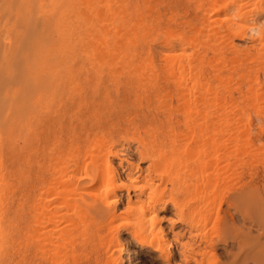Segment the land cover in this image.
<instances>
[{
  "label": "rangeland",
  "instance_id": "1",
  "mask_svg": "<svg viewBox=\"0 0 264 264\" xmlns=\"http://www.w3.org/2000/svg\"><path fill=\"white\" fill-rule=\"evenodd\" d=\"M126 1L129 2V0H126ZM126 1L124 3H126ZM160 1L162 3H160ZM240 1L241 0H233V1L230 0V3H228V5L227 4L223 5L224 2L220 1V0H218V1L217 0H153V1L152 0H134V2H136L140 5V6L137 5L140 8V10L137 14H136V12L134 13V15L129 14L130 16H133L135 18L134 22L130 21V19H129L130 17L127 16L128 12L130 10H128V12H126V14L124 12L120 15V17L121 16L124 17V21L121 22V20H120V23L118 22L120 17H117V19H116V16L113 18V16L111 17L108 15L110 17V19L112 18V20H110V19H108L109 17L107 18V15L105 16V13L102 12L101 8L98 11L99 16L101 17V15H102V19L103 18L104 19L107 18V19L106 20L101 19L102 21H100V23L103 22L105 24H103V23L99 24V21L97 20V18L90 17V16H94L92 14H90L88 16V19L91 22H92V20H95L93 22H96V24L98 25V26L96 25V27H94V28L99 27L98 29H95V30H98V32L96 31L97 33L94 35V38H95L94 43L96 45H98V43L100 42L99 37H100L101 30L104 28V30H103L104 36L109 35V36H112L113 39L116 38L115 44H114V51L115 52H113V54H112V52H110L113 57H111V56L109 57L108 55H110V53L109 54L108 53L106 54V52L104 53V51H106V48L104 46H100V47H102L101 49H98L100 47H98L97 49L94 47H91V48L88 47V49L89 50L91 49V51H89L87 48L86 49L80 48L81 50H79L78 52L75 53L76 54L75 55L76 57H74L75 63H78V67H76L77 71H75L76 68L72 67V69L70 71L71 73L69 74L70 76L65 75L63 78V80H65L64 81V85H65L64 93H68L67 95H65V102L66 103L64 104V110L62 109L63 113H61L63 116H61V119H59V120H57L55 116H53L52 118H48L49 119V122L47 125L48 134H47V137H46L44 142L41 143L40 139L32 141L30 147H28L27 144H23L25 142H20V141L24 140L23 138H24L25 133L26 134H27V132L29 133L28 137H30V135H32V134L29 132L30 130H29V127L27 126L26 123H22L23 125L18 124L17 132L15 134L16 140H14V142L16 143L15 149L17 151L14 152L15 157L13 155V156H11L12 158H10V157L7 158V162L8 161L9 162L8 163L6 162V167H9V168H6V167L4 168L6 171L8 170L7 172L5 170H3V168H1L2 166H1V157H0V168H1V170H0V175H1L0 176V179H1L0 180L1 181L0 182L1 183L0 184V193H1V195L4 194V196H5L4 197V196L0 195L2 197V199L0 200V207H2V208H0V210H1L0 211V225H2V229L5 230V233L2 234L0 241H4V243H2V245L4 247L8 248V250H9V251H7L8 253H6L7 255H5L4 250L3 251L0 250V254L4 252L3 253L4 255L3 254L0 255L1 257H4V256H6V258L11 257L9 259L10 260L9 262L10 263L12 262L11 264H15L16 262H17L16 264H23V263L24 264H35V262L41 263V259L40 260L38 259L39 261L34 260L33 253H31V251H30V250H32V252L36 251V254L40 255V252H41L40 250H42L41 246H42V242H43L40 240L39 241H33L34 239H32V241L30 240L32 238V234H31L32 229L31 228H33V225H34V224L32 225L33 222L31 221V219L35 216L34 214H32L33 213L32 212V208H33L32 206H34V204L37 202L39 203V201L41 202L40 199H42V198H43V202H45V200L48 199L52 203L59 202V203L63 204L64 201L66 200V198H67L66 202L72 201V199L76 200L78 202H82L83 200H89V199L92 200V198H97L98 196H100L102 194L104 195L102 188H104L106 186V184H104L105 183L104 181H106L105 178L108 175V173L106 172V171H109L108 167L106 165L104 167V164L101 167L100 166L98 167L97 165L95 167V164L93 165L91 163V161L94 162L97 160L98 165H99V164L103 163L101 160L102 157L105 158L107 156L108 160L111 163L112 169L114 171L118 172V174L120 173V176L122 179L121 184H124V188L120 189L121 190L120 191L121 197L117 203L118 204V212H117L118 217L116 218L117 220L114 221L113 222L114 224H112L110 226L106 225V224H108L107 220H105L101 226L100 225L97 226L98 229L96 228L95 232L93 233V236H94L93 241H92L93 247H90V248H93L92 251L94 250L95 252L94 251L91 252V249L88 248L87 254L84 255V256H87V257H85L86 259L89 258V259H87L88 261L82 257V255L86 252L81 251V250H83L82 246L84 245V243L86 241L83 240V238L81 239V237L79 238L76 235H74L75 237H77L76 241H75V243H76L75 245L76 246L78 245V246L76 247L77 250L74 252L75 254L73 253L74 254L73 255L71 253L72 254L71 256H75V257H71V256H69V254L66 256V258H67L66 261L68 262V264H74V263H70V262L72 260L75 261V258L78 259L77 262L75 261L77 264H95L96 262L93 260H96L98 257L100 258V263H98V264H105L106 263L105 259L109 253L116 255L115 249H116V247H118L117 246L118 243H120L122 245V249H123V251L121 252L122 255L120 254L122 264H165L162 254L155 249L156 246H158L163 251L164 250L165 251H172L178 255V253L181 252V250H182L181 247H183L182 243H184V242L189 244V245L184 244V245H187V247L188 246L190 247L191 244H193V243L195 244V245H193L194 246L193 247L194 253H192L193 254L192 256H195L197 264H264V117H263L264 116V102H263L264 91H262V90H264V81H263L264 80V63H263L264 62V58H263L264 55L262 54V53H264V46L260 47V45H264V29L262 28L264 26V1H262V3H261L262 5L259 2L258 3L260 5L255 4L253 1H256V0H252V1L251 0H242L243 3ZM214 2H216L217 4ZM147 6H149V7H147ZM223 6H224V8H223ZM258 6H260V8H258ZM142 7H145V8H143L144 10L142 9ZM236 7H238V9ZM248 7H249V9H248ZM261 7L263 10H261ZM146 8L148 9V12H147ZM250 9H251V11H250ZM223 10H224V12H223ZM234 11H236V12L234 13ZM101 12H102V14H100ZM103 13H104L105 17L103 16ZM144 13L147 14L146 17H145ZM135 14L137 16L139 15V17L140 16H142V17H140V18L135 17L136 16ZM240 15L246 16V19L243 20V18ZM239 17H241V18L239 19ZM247 17H249V18H247ZM143 18H145V19H143ZM206 18H207V20H206ZM114 19L116 20V22L114 21ZM141 19L146 20L144 22L148 23V24H146V27H145L146 30H148L147 31L148 34L146 32H144L142 34L140 33V36L142 38H143V36L145 37L148 35L147 38L145 37V39L143 38V40H142L144 42L143 50L145 52L141 51L142 49H140V48H142V47H140L139 50H137L138 53L141 51V53H139L140 58L137 59L136 62L132 63L129 61V57H128V46H129L128 44H129V38H130L129 37L130 34L128 35V33H130V32L132 33L131 29L134 28L136 22H138V24L141 23L142 22ZM151 19L153 21H151ZM229 19H230V21H228ZM234 19H235V21H237L236 24H235ZM247 19H248V21H247L248 24L247 23L243 24ZM241 20H243V21H241ZM105 21H107V22H110V21L113 22L114 21V22L113 23L111 22L112 23V26H111V23L109 25V23H106ZM162 21H164V22H162ZM205 22H207V23H205ZM252 22H254V23H252ZM116 23H119L120 25L119 24L116 25ZM129 23H131V24H129ZM203 23H205V24H203ZM209 24H211V25H209ZM102 25L108 26L107 30H106L107 32L105 31V29H106L105 26L102 27V29H101ZM153 25L155 27V30L153 28ZM159 25H160V28H159ZM250 25L251 26L257 25L256 26V29H257L256 34L250 33L251 34L250 35L248 33L249 32L248 30L251 27ZM109 26H111V28L114 27V28H112V30L115 29V32L110 31L111 29L110 30L108 29ZM118 26H121V27L123 26L122 28L120 27V29L122 31L119 30ZM213 26H214V28H213ZM116 27H118V28H116ZM225 27H228V28H225ZM206 28L209 29V31L212 30L211 32H213V30H214V32L209 33ZM262 29H263V32H262ZM82 30L84 31L85 29L82 28ZM118 30H119V32H118ZM156 30H157V32H156ZM215 30H218L217 32L221 33V36L223 37V39H222V37L218 38V40H216L217 39L216 37H215L216 39H214ZM109 31L111 34L109 33ZM153 31H155V32H153ZM198 31H200V32H198ZM223 31H224V33H223ZM126 32H127V34H126ZM238 33H241L244 37H242V35H240ZM143 34H146V35H143ZM206 34H207V36H206ZM224 34H226V35H224ZM126 36L128 38H126ZM210 36H212V37L210 38ZM238 36L240 37V39H238L239 38ZM257 36L260 38L262 36V38H261L262 40L260 38H258ZM101 37H102V35H101ZM96 39H99V40L96 41ZM208 39H210V40H208ZM211 39L215 40V42H213V40H211ZM258 40H260V41H258ZM259 42H260V44H259ZM148 43H150V44H148ZM206 43H208V44H206ZM221 43H223V44H221ZM253 43H254V45H253ZM231 44L233 47L231 46ZM100 45H101V43H100ZM119 47L120 48L122 47V48L120 49ZM215 48H216V51L218 50L217 52L215 51ZM93 49H96L97 52H99V55H101V56H98L97 52ZM195 49H197V50H195ZM85 50L88 52L84 53V52H86ZM101 50H103V51H101ZM257 50H258V52H257ZM259 50H261V51H259ZM221 51H223V52H221ZM100 52H101V54H100ZM90 53H91V55H90ZM124 53H126V55H127L126 57H125ZM213 53H215L216 55H214ZM114 54H115V58H114ZM122 54H124V55L122 56ZM142 55H144V56H142ZM150 55H151V57H150ZM258 55L263 59H260V57ZM147 56H149L150 58H147ZM251 56L252 57L255 56V58L254 57L252 58ZM121 57H122V59H121ZM145 57H146V59H145ZM200 57H201V59H200ZM215 57L216 58L218 57V59H215ZM230 57H231V60L229 59ZM112 58H114V59L112 60V63H111V60H109V59H112ZM126 58H128V59L126 60ZM190 58H192L194 62ZM240 58H242V59H240ZM82 59H83V61H82ZM96 59H97V61H95ZM101 59H102V62H100ZM150 59H152V60H150ZM91 60H92V62L94 61L95 63L90 62ZM116 60L118 62H116ZM212 60H213V62H212ZM105 61H106V63H105ZM208 61H209L210 65H208ZM86 62L89 65H87ZM217 62H219V64ZM91 63L93 65L96 64V66H95L96 68L93 67ZM101 63H103L102 67L99 66V65H101ZM191 63H193V65H191ZM195 63H196V65H195ZM215 63H217V64H215ZM257 63H259V64L261 63L262 68H260V65ZM109 64H110V66H109ZM214 64H215V66H214ZM182 65H183V67H182ZM186 65L188 66V68H185V67H187ZM255 65H256V67H255ZM257 65H259V66H257ZM81 66H82V70L80 72L79 68H81ZM127 66H128V68H126ZM221 66H224V67H221ZM135 67H137V68H135ZM169 67H170V69L168 71ZM122 68H123V70H122ZM124 68H125V72H124ZM172 68H175V69H172ZM195 68L197 71L195 70ZM226 68H228V70ZM259 68L262 70H259ZM111 69H112V71H111ZM117 70H118V72H117ZM154 70L156 71L155 73H154ZM180 70H182V71H180ZM78 71H79V73H78ZM85 71H86V73H85ZM109 71H111V74H109L110 73ZM184 71L190 72V74H194L195 72H193V71L199 72V73L194 74L198 78L195 80H192V78L191 79L187 78L186 82L188 80V82H187L188 84L186 83V84H184V86L182 85V87H180L178 84V79L180 78L179 76L182 75L181 72H184ZM121 72H123V73H121ZM128 72H129L130 77L128 76V74L126 75V73H128ZM91 73H93V74H91ZM175 73H176V75H175ZM255 74H256V76H254ZM99 75L101 77H99ZM124 75H126L127 77L125 76V78H124ZM134 75L137 78H138V75H139V77L142 76L143 81L138 83V84L141 86V88L144 86L145 91L136 90V93H130L129 92L130 93L129 94L128 89L125 88L124 82H125V80H127V78L128 79L131 78V79L136 80V77ZM86 76H87V78H86ZM89 76H90V78H89ZM168 76H170V77H168ZM172 77H173V79H172ZM177 77H179V78L177 79ZM68 78L70 79V81L72 80V85H70L71 82L69 81ZM73 78L75 80H73ZM221 78H223L224 81ZM81 80H82V84L80 83ZM93 81H95V82H93ZM196 81H198V82H196ZM90 82H92V83H90ZM189 82L191 85L189 84ZM98 85H100V86H98ZM155 85H158V86L160 85V87L162 86V88H160L159 91L155 92L152 89V87H154ZM69 86H72V88L70 87L71 88L70 89ZM119 86H121V87H119ZM206 87L209 88V90H207ZM260 87H262V88H260ZM74 89H76V91H77V89L78 90L81 89V91H82L81 93H84L85 96L83 94L81 96V94H80V96L78 97L77 92ZM97 89H99L100 95H96ZM179 89L182 90L183 92H186V90H187V92L185 94H181L180 93L181 91ZM204 89H206V90H204ZM225 89L226 90L228 89V90L225 92ZM114 90L116 91V93L114 92ZM122 90H126L127 92L125 91L126 93L125 92L123 93ZM249 90L251 92V95L249 93ZM92 91L93 92L95 91V94ZM176 91H178L177 92L178 96H176ZM107 92L110 94L111 98H115V99L117 98V99H120L121 101H122V98L125 99V101L123 100V102H124L123 104H125L124 109L126 110V111H124L125 113L123 112L124 109L123 110H117L116 111L117 113L114 112L115 115L116 114L117 115L114 116V114H112L113 115L112 116L113 119H112L111 115L109 116L107 113L109 111L108 109H110L109 107H107L108 109L106 108V110H104L102 108L101 104L99 106L98 105L95 106V104L92 103V101L94 102L95 99H96L95 101L98 102L97 100H99L101 98V95L103 93H107ZM166 92H167V94H166ZM174 93H175V95H174ZM203 93L206 95H203ZM252 93H255L256 96ZM261 93H263V94H261ZM116 94H117V96H116ZM133 94H135V95H133ZM137 94H139V95L136 96ZM160 94H161V96H160ZM162 94H164V95L166 94L168 96L170 94L169 98L170 97L171 98L169 99L167 96H166L167 99L161 98ZM219 95H221V96H219ZM252 95H254V96H252ZM172 96H174V97H172ZM186 96H187V98H186ZM202 96H204V99L206 98L204 101V104H202L200 101L201 100L200 98H203ZM91 97H92V99H91ZM138 97H141V98L139 99ZM177 97H179V98L182 97L181 99L184 100L183 103H185V101H186V103L183 104L184 106H186V105L188 106V104L190 102V104L188 106L189 108L187 106L186 107L183 106V108H181V106L178 105V103L180 102V99ZM246 97L247 98L251 97L252 99L251 98L250 99L252 101L249 98L247 99ZM175 98H176V100H175ZM191 98L193 99V101ZM215 98L219 99V101H220L219 104H221V106L220 105L217 106V107H220V108H218L219 111H217L218 109H215V107H216L214 105V102H216ZM253 98H254V100H253ZM147 99H150V100H147ZM163 99H165V100H163ZM71 100H75V102L71 104V102H72ZM88 100H89V102H88ZM154 100H157V101H154ZM177 100H178V103L176 102ZM230 100L232 101V103L230 102ZM260 101H262L263 103ZM164 102H166L165 106L161 105V104H164ZM192 102H194V103L198 102L199 108L196 107V111H197V113H198V111H200V112L202 111L201 113H198L200 115V117L198 116V114H196L195 108H191V106H193V105H191ZM252 102H253V104H252ZM255 102L257 105L255 104ZM257 102H259V103H257ZM91 103L94 105H92ZM229 103H231L230 104L231 106L228 105ZM50 104H49V106H50ZM78 104H80V105H78ZM143 104H145V105H143ZM211 104H212V106L213 105L215 106V107L213 106V109H211L212 108V106H210ZM139 105H141V106H139ZM151 105L154 108H150ZM181 105H182V102H181ZM252 105H253V107H252ZM51 106L49 108H51ZM144 106H145V108H144ZM161 106L163 109L161 108ZM202 106H204L205 108L203 107L204 108L203 109ZM175 107H177L176 110H175ZM92 108L95 109V112H96L95 115H94V109H92ZM148 108H149V110H148ZM178 108H181V109H178ZM205 109H206V113H207L206 116H205L206 113L204 112ZM98 110L99 111L101 110V111L99 112ZM193 110L195 111V113ZM105 111H107V112H105ZM118 111H121V112H118ZM165 111H167V112H165ZM188 111L190 114H188ZM220 111H221V113H220ZM240 111H241V113H240ZM210 112H211V114H210ZM213 112H214V114H212ZM97 113H99L100 115H98ZM144 113L146 114L145 116L147 117V119H150L152 117L150 119L151 125H153V123H152L153 121L155 122L154 125L156 127L154 125L150 126V128L154 132L149 128V125L147 124V122H141L140 119ZM119 115H122L121 118L117 117ZM123 115H124V117H123ZM221 115H223L222 118L223 117L224 118L220 120ZM104 116L106 118H104ZM167 116H168V118H167ZM228 116H229V118H228ZM125 117L126 118L129 117V118H127L128 120H130L131 118H134V119L136 118V121H138V123H140L139 126L141 129H139V127H132V126H130V128H128L129 126L126 127L127 124L124 125V123H122L123 120H125V121L127 120V119H125ZM197 117H199V119ZM214 117L217 118L218 121L216 119H214ZM218 117H220V118H218ZM235 117L239 121L237 119H235ZM110 118H111V120H109ZM188 118H191V119H188ZM211 118H212V122H211ZM114 119L117 121V123H116V121H113ZM166 120H168L169 124L172 121V126L170 125V127H169ZM194 120H196V122H198V124L200 122V125H198L200 127L196 126L197 124H195V122H193ZM207 120H208V122L206 123L205 121H207ZM223 120H225V121H223ZM57 122H59V123H57ZM110 122L116 123V125L113 123L114 129H111L109 127ZM209 122H211V123H209ZM90 123H92V124H90ZM118 123H120V124H118ZM188 124H191L192 127L189 128L190 127L189 126L187 128L186 126ZM117 125H119V126H117ZM110 126L112 127V125H110ZM183 127H184V129H183ZM93 128H95V129H93ZM97 128H98V130H97ZM135 128H138V131ZM168 128H170V131ZM185 128H187L188 130ZM61 129H62V131H61ZM190 129L193 130L194 132H189ZM213 129L216 130V133H215V131H213ZM53 130H55V132H53ZM77 130L80 132L78 133ZM115 130H116V132H115ZM196 130H198V131H196ZM111 131H113V133ZM218 131H220V132H218ZM110 132L112 133L111 137L109 134ZM180 132H182V133H180ZM197 132H199V133H197ZM149 133L151 135L150 137H149ZM21 134H22V137H21L22 139L20 140ZM57 134H59V135H57ZM179 134L180 135L184 134V135L180 136V138H179L178 137ZM185 134H186V139H184L185 137H183V136H185ZM201 134L204 137V139L207 140V142H206V140L203 139V137L200 136ZM171 135L174 137L173 139H172ZM187 135L188 136L191 135L192 138L188 137ZM195 135H197V136H195ZM67 136L69 137V139L71 141L67 139L68 138ZM17 137L19 138V140L17 139ZM152 137L154 138V140H152ZM167 137H169V138H167ZM198 137L199 138L201 137L200 138L201 140L198 139L200 141L197 140ZM221 137L223 138L222 140H221ZM95 138H97V139H95ZM137 138H139V140ZM140 138H141V140H140ZM187 138H189V139H187ZM178 140H180V141H178ZM187 140H189V141H187ZM196 140L198 141L197 143L195 142ZM37 141H39L40 144L37 143ZM140 141H143V143ZM147 141H148V143H147ZM151 141L154 143L152 144ZM159 142L160 143L162 142L163 146H167L166 147L167 149H169V146H170V149L169 150L166 149L167 151L163 150L164 151V153L162 152L163 154L155 155L156 159H154V157L152 156L153 154L151 155L152 158L150 156V158L152 160L147 159L144 161V160L140 159V156H139L137 150H139L140 147L142 148L143 144L147 145V147L151 146L153 148V146H154V148H156V145ZM178 142H180L179 143L180 147L178 146L179 151L176 150ZM205 142L207 143V146H206ZM149 143H151V145ZM184 143L186 146L183 145ZM43 144L48 145V146H44ZM70 144L71 145L73 144V145L71 146ZM99 144H104V145L102 146ZM139 144H140V146H139ZM194 144H196L198 147L196 148L194 146ZM202 144H204L203 145L204 147L202 146ZM3 145H4L3 140L2 141L0 140V147ZM171 145H172V147H171ZM181 145H183V146H181ZM191 145H192V148L190 147ZM217 146L220 150H218ZM20 147H22V148H20ZM45 147L47 149H45ZM97 147H100L102 151H100V149ZM187 147H188V151H190L189 150V147H190L191 152H193V154H196V155L192 156V153L190 155H189L190 152L186 153ZM33 148H35V149L33 150ZM136 148H138V149H136ZM1 149L2 148H0V150ZM36 149L38 151H36ZM62 149L63 150L65 149V151H61ZM117 149H119V150H117ZM240 149H242L243 151H241ZM76 150H77V152H76ZM205 150L206 151L208 150L209 152L207 153V152H205ZM107 152H108V154H107ZM144 152L145 153L147 152L149 154V151H147V150H144ZM197 152H199V153H197ZM252 152H254V153H252ZM182 153L184 155L187 154V156H183ZM84 154H86V155H84ZM116 154L118 156H116ZM121 154H123V156ZM124 154L126 156H124ZM164 154H166V155H164ZM197 154H199V155H197ZM74 155L76 157H74ZM91 155H92V157L90 158L89 156H91ZM168 155L170 157H168ZM180 155H182V156H180ZM236 155H238V156H236ZM66 156H67V158H66ZM162 156H164V157H162ZM234 156L237 159L239 157L238 162L236 161V158ZM81 157H83V158H81ZM96 157L97 158L99 157V158L97 159ZM177 157H179V158H177ZM181 157H184V158L182 159ZM201 158H203L204 160ZM218 158L220 161L218 160ZM80 159L82 160L81 162H80ZM119 159H124L125 161L127 160L126 164L125 163H124L125 165L123 164V166H125V167L120 168ZM177 159H179V161ZM180 159H182V160H180ZM184 159H186V160L184 161ZM154 160H156V161L158 160L157 161L158 163H155ZM161 160H163V162ZM201 160H203V161H201ZM232 160H233V162H232ZM234 160H235V162H234ZM104 161H106V163H108L107 160H104ZM180 161L181 162L184 161V163L191 162V163H189L191 165L190 168L189 169L186 168V169H188L187 173H186L184 168L187 167L188 165H186L184 168L182 167V169L180 170V168H181V167H179ZM192 161H193V163H192ZM211 161L213 162V164H215L214 167H213V165H211L212 164ZM214 161H215V163H214ZM82 162H83V164H82ZM87 162H88V164L86 166L89 170H85L86 166L83 168V165L86 164ZM151 163L157 167L156 169L155 168L153 169L154 174H153V177L151 179H149L147 177L144 178L145 174H143L142 177L138 178V176H137V180L135 177L134 179H130L131 180L130 181L129 178H127L124 174L128 164L133 165V166L137 165L138 167L142 168L144 171L145 169H147V167ZM174 163H176V165ZM194 163L197 167H195ZM205 163H208V164L210 163L209 165L211 167H209L208 164H205ZM217 163H218L217 166L221 165L223 168L221 166H220L221 169L216 167ZM157 164H159V165L161 164L162 167L157 165ZM165 164H167L168 166ZM74 165H75V167H74ZM80 167H81V169H80ZM103 167L106 169H103ZM202 167L207 168V170L203 169ZM198 168H201L202 170L201 169L200 170L203 173H204V170H206L205 173H207V174H205V175L212 176V177H210L211 180L207 179L209 177H207V178L205 177L206 179L203 178L205 184H204V182H201V181L199 182V180L202 179L204 174H202L203 176L202 175L198 176V174L201 173V172L198 173V170H199ZM99 170L104 171L103 172L104 174H102V171H100L99 172L100 174H99L98 173ZM155 170H156V172L157 171L158 172L155 173ZM219 170H222V171H219ZM72 171H75V172L73 173ZM170 171L173 173H171ZM176 171H178V172H176ZM213 171H215V172H213ZM76 172H77V174H75ZM220 172H222V173L220 174ZM3 173H5V174H3ZM16 173H17V175H16ZM179 173H180V175H179ZM214 173L215 174L217 173V175H215ZM224 173H225V175H222ZM86 174H88V175H86ZM97 174H99V175L102 174V176H99ZM63 175H64V177L62 178L61 176H63ZM169 176L172 179H170ZM182 176L184 178H187V177L192 178L194 176L190 181L191 187H189L190 189H188V191L183 186H180V188L178 189L179 186H178L177 182L180 181L179 178L180 179L183 178ZM195 176L200 177L198 180L199 184H198L197 180H195L196 179ZM217 176H218V178H221L222 180L218 179ZM86 177H90V178H86ZM161 177L163 178V181L159 182ZM228 177H230L231 180ZM91 178L93 179L92 182L90 181V180H92ZM203 179H202V181H203ZM206 180H208V181H206ZM146 181H147V185H146ZM62 182H64V183L62 184ZM2 183L4 184L5 187L2 185ZM71 183L79 185V187L77 188L78 191L75 188H74V190L71 188L72 187ZM163 183L166 184L168 194L166 193L163 196L160 195L161 197L158 195L159 197L157 196V197L153 198V199L156 198L158 201H161V203L163 201V202H165V204H167L166 210L164 212H161L159 214V217H158V218L163 217L164 219L163 218L159 219L160 221L162 220L160 223L157 222L158 218H156V220H154V222H157V225L158 224L160 225V226L158 225V227L162 228V231H163V238L162 239L163 240L156 241L153 239L154 237L152 238L151 235H148L150 238L147 236L148 238L146 239V237H145V243L146 244L141 246L139 244L140 238L138 237V235H136L133 232L134 227L132 226V224L134 222L133 219L135 218V217L133 218L132 216H134L135 212L136 211L138 212V209L141 207V204H140L141 202L138 199V195L140 193H144L145 196L150 197L149 195L153 194V192H156V195H157L156 190L157 189L159 190L160 187H158V186L160 184H161L160 186H162ZM179 183H181V182H179ZM186 183H187V186L190 185V183H188V181ZM195 183H197V185ZM222 183H224V184H222ZM49 184H52V185H49ZM61 184H62V186H60ZM170 184L171 185L173 184L172 186H174V190L172 192H171V190H169L170 188H172ZM6 185H8V186L6 187ZM9 185H11L12 187ZM42 185H43V187H42ZM58 185L60 188H62L61 190L58 187ZM149 185H150V187H149ZM154 185L156 188L154 187ZM66 186H69V187L66 188ZM175 186H177V187H175ZM55 187H56V189H55ZM132 187H134V189ZM137 187L139 190L137 189ZM146 187H148V188H146ZM151 187H153V188H151ZM204 187H206V189ZM40 188H41V190H40ZM82 188H84L83 189L84 191L82 190ZM154 189H155V191H154ZM203 189H205V190H203ZM43 190H45V191H43ZM68 190L70 193L67 192ZM95 191H97V192L101 191V192H99V193L96 192L97 193L96 194V193H94ZM169 191H170V194H169ZM54 192H56L57 194H54ZM78 192H79V195H77ZM137 192H138V194H137ZM46 193H47V196L43 197L44 195H46ZM68 193L70 194V196H68L69 195ZM181 193H183V194H181ZM94 194H96L97 196H95ZM128 194H130V197L132 200L130 202V206L128 205L129 203H127V195ZM72 196L75 199L72 198ZM153 196H155V193ZM81 197H83V198H81ZM198 197L203 198V203L201 202L202 198H198ZM205 197H206V200H205ZM44 198H45V200H44ZM35 199H37V201ZM145 199L141 195V201L145 200ZM48 200L46 202H48ZM198 200H201V201H198ZM213 200L215 203L213 202ZM1 202H3L4 206L2 205ZM207 202L209 205L207 204ZM177 204H179V205H177ZM192 204H193V206H192ZM189 205L191 206V210L189 209L190 208ZM187 207H188V209H187ZM66 210H68V211L66 212ZM70 211H73V210L70 208H66V207L58 210L59 214H57L58 216L56 217L57 219L55 220L57 222H55L53 220L52 225L56 226V223L58 225L60 223H62V224H60V225H62L61 227H65L66 225L69 224V222L72 219H75L76 217L81 218L82 220H85V221L87 220L86 218L88 217V214H86V212H85V214L87 216L84 214V211L81 212L79 209L81 215H80L79 211H78V213H77L78 215H77L76 214L77 210H76V211H74L76 214V216H75L73 214V212L70 213ZM145 211H147V210H145ZM145 213L148 214V212H145ZM31 214H32V216H31ZM62 214H64V215L66 214L64 216V217H66V219H64V217L61 218ZM68 214H70L71 216ZM83 215H85V219H84ZM73 216H75V218ZM9 217H11V218H9ZM16 218H18L17 223H16V220H14ZM70 218H72V219H70ZM58 219L61 220V222ZM33 220H34V218H33ZM29 221L32 223L30 224ZM169 221H173V223H174L173 228L170 227ZM53 222H55V223L53 224ZM185 222H187V223H185ZM4 224L5 225L7 224L8 228ZM12 224H14V225H12ZM191 224L193 225V228L191 227L192 226ZM24 225H26V226H24ZM157 225H154V226H157ZM30 226H31V228H29ZM12 230L15 232V234H13L14 232ZM27 230H28V232H27ZM109 230L111 232H109ZM112 231L113 232L115 231L114 232L115 234L118 232V234L115 236V238L117 240L113 239V238L111 239ZM23 232H24V235H23ZM25 232L27 235L25 234ZM28 233L31 236H28L29 235ZM67 236L68 235H66V239H68V241H69V239L71 240L72 236L71 237L68 236L69 238ZM98 237H100V238H98ZM97 238L99 239V241ZM109 239H110V241H109ZM204 239L207 240V242H209V243H205L206 241ZM112 240H114V241H112ZM23 242H26L27 244L23 243ZM206 244H209V247L212 244L211 246L213 248L210 247V249L208 248L207 251L205 252L204 247ZM79 245H81V247ZM8 246H11L12 250ZM28 246L29 247L33 246V247L31 249ZM37 246H38V248H37ZM14 247L16 250H19V251L18 252L15 251ZM87 247H88V245H87ZM201 247H202V249H201ZM17 248H19V249H17ZM21 248H22V250H21ZM97 251H98V253H97ZM203 252H205V253H203ZM105 253H107V254H106V257L104 258ZM8 254L10 257L8 256ZM13 255H14L15 260H13ZM76 255H77V257H76ZM96 256H97V258L95 259ZM68 257L69 258L71 257V258L69 259ZM17 258H19V259H17ZM99 258L97 260H99ZM21 260H23V262ZM181 263H182L181 259H176V261L173 262L172 264H181ZM191 264H195V262H191Z\"/></svg>",
  "mask_w": 264,
  "mask_h": 264
},
{
  "label": "bare ground",
  "instance_id": "2",
  "mask_svg": "<svg viewBox=\"0 0 264 264\" xmlns=\"http://www.w3.org/2000/svg\"><path fill=\"white\" fill-rule=\"evenodd\" d=\"M126 1V0H125ZM124 0H0V140L2 141L3 140V142H4V145L3 146H1L0 148H2L0 151V157H1V168H3V170H5L4 168L6 167V162H7V158H12L11 156H13L14 155V152L15 151H17L16 149H15V147H16V143L14 142V140H16L15 139V134H16V132H17V128H18V124L19 125H23L22 123H26L27 124V126L29 127V132L32 134V135H30V137H28V135H29V133L27 132V134L25 133V135H24V140L23 141H20V142H25V143H23V144H27L28 145V147H30V145H31V143H32V141H35V140H38V139H40V142L42 143V142H44L45 141V139H46V137H47V134H48V127H47V125H48V122H49V119L48 118H52L53 116H55L56 117V119L57 120H59V119H61V116H63L61 113H63V110H64V104L66 103L65 102V95H67L68 93H64V91H65V85H64V81L65 80H63V78H64V76L66 75V76H68L71 72V69H72V67H74V68H76V67H78V63H75V58L74 57H76L75 55V53L76 52H78L79 50H81L80 48H82V49H88V47H94V48H98V47H100V46H104L105 48H106V51H104V53L106 52V54L108 53H110V52H112V54H113V52H115L114 51V44H115V39H113L112 38V36H109V35H106V36H104V28L102 29V27H104L105 25H102L101 26V33H100V37H99V39H96V41L97 40H99L100 42L98 43V45H96L95 43H94V41H95V38H94V35L98 32V30H95V29H98V28H94V27H96V22H93V21H95V20H92V22L88 19V16L90 15V14H92V15H94V16H90V17H93V18H97V20L99 21V24H102V23H100V21H102L103 19H102V15H101V17L99 16V14H98V11H99V9L101 8V10H102V12H104L105 13V16L107 15V18L109 17V16H113V18L116 16V19H117V17H120V15L122 14V13H124L125 12V14H126V12H128V10H130L129 12H128V14H127V16H129L130 18V21H135V18L133 17V16H130L129 14H131V15H134V13L136 12V14L139 12V10H140V8L138 7V6H140L138 3H136V2H134V0H129V2H127L126 1V3H124L125 2ZM153 1V0H152ZM218 1V0H217ZM220 1H223L224 2V4L223 5H225V4H227L228 5V3H230V0H220ZM233 1V0H232ZM252 1V0H251ZM262 1H264V0H256V1H253L255 4H261L262 3ZM213 2V1H212ZM235 2V1H234ZM240 2H242V0L240 1ZM259 2V3H258ZM160 3H162L161 1H160ZM165 3V2H164ZM214 3H216V2H214ZM221 3V2H220ZM243 3V2H242ZM159 4V3H158ZM217 4V3H216ZM222 4V3H221ZM259 4V5H260ZM138 5V6H137ZM247 5V4H246ZM245 5V6H246ZM251 5V4H250ZM262 5V4H261ZM156 6V5H155ZM241 6V5H240ZM248 6V5H247ZM252 6V5H251ZM256 6V5H255ZM147 7H149V6H147ZM227 7V6H226ZM143 8H145V7H142V9ZM223 8H224V6H223ZM237 9H238V7H236ZM245 8V7H244ZM258 8H260V6H258ZM141 9V10H142ZM147 9V8H146ZM248 9H249V7H248ZM144 10V9H143ZM142 10V11H143ZM217 10V9H216ZM245 10V9H244ZM255 10V9H254ZM261 10H263L262 9V7H261ZM250 11H251V9H250ZM249 11V12H250ZM102 12L100 13V14H102ZM145 12V11H144ZM147 12H148V9H147ZM223 12H224V10H223ZM236 11H234V13H235ZM245 12V11H244ZM243 12V13H244ZM255 12V11H254ZM263 12V11H262ZM104 13H103V16H104ZM248 13V12H247ZM135 14V15H136ZM141 14V13H140ZM145 14V17L147 16V14L146 13H144ZM237 14V13H236ZM109 15V16H108ZM164 15V14H163ZM229 15V14H228ZM227 15V16H228ZM246 15V14H245ZM104 16V17H105ZM181 16V15H180ZM241 16V15H240ZM249 16V15H248ZM135 17H139V15L137 16H135ZM140 17H142V16H140ZM139 17V18H140ZM144 17V16H143ZM159 17V16H158ZM230 17V16H229ZM232 17V16H231ZM242 18H243V20H245L246 19V16H241ZM241 17H239V19L241 18ZM245 17V18H244ZM106 18V19H107ZM228 18V17H227ZM247 18H249V17H247ZM263 18V17H262ZM102 19V20H101ZM106 19H104V20H106ZM108 19H110V17L108 18ZM143 19H145V18H143ZM170 19V18H169ZM236 19V18H235ZM235 19H234V21H235ZM257 19V18H256ZM260 19V18H259ZM110 20H112V18L110 19ZM120 20H121V22H123L124 21V17H120L119 18V23H120ZM167 20V19H166ZM171 20V19H170ZM206 20H207V18H206ZM205 20V21H206ZM232 20V19H231ZM243 20H241V21H243ZM114 21L116 22V20L114 19ZM113 21V22H114ZM127 21V20H126ZM141 23H139L138 24V22H136L135 23V26H134V28L133 29H131V31H132V33L130 32V33H128V35L130 34V38H129V46H128V57H129V61L130 62H136L137 61V59H139L140 57H139V53H141V51H143V52H145L144 50H143V46H144V42L142 41L143 40V38L145 39V37L147 38V36H143V38L140 36V33L142 34V33H144V32H146L147 34H148V30H146V24H148L147 22H144V21H146V20H142L141 19ZM151 21H153L152 19H151ZM199 21V20H198ZM210 21V20H209ZM228 21H230V19L228 20ZM247 21H248V19L243 23V24H246L247 23ZM106 23H109V25H110V23L112 22V21H110V22H107V21H105ZM112 22V23H113ZM162 22H164V21H162ZM211 22V21H210ZM236 22L237 21H235V24H236ZM112 23H111V26H112ZM119 23H116V25L117 24H119ZM156 23V22H155ZM177 23V22H176ZM183 23V22H182ZM205 23H207V22H205ZM205 23H203V24H205ZM252 23H254V22H252ZM103 24H105V23H103ZM123 24V23H122ZM129 24H131V23H129ZM134 24V23H133ZM229 24V23H228ZM231 24V23H230ZM248 24V23H247ZM120 25V24H119ZM152 25V24H151ZM175 25V24H174ZM209 25H211V24H209ZM214 25V24H213ZM255 25V24H254ZM98 26V25H97ZM111 26H109V30L110 31H114L115 32V29H113L112 30V28H114V27H112L111 28ZM163 26V25H162ZM205 26V25H204ZM246 26V25H245ZM251 26V25H250ZM253 26V25H252ZM250 27L249 28V34L251 33V34H253V33H257V29H256V26H253V27ZM106 27V29H105V31L107 30V25L105 26ZM119 27V30H121L120 29V27L121 26H118ZM118 27H116V28H118ZM123 27V26H122ZM121 27V28H122ZM82 28L83 29H85L84 31L82 30ZM127 28V27H126ZM125 28V29H126ZM153 28H154V30H155V27H154V25H153ZM159 28H160V25H159ZM213 28H214V26H213ZM212 28V29H213ZM225 28H228V27H225ZM263 29H264V26L262 27ZM124 29V28H123ZM162 29V28H161ZM207 29V28H206ZM216 29V28H215ZM263 29H262V32H263ZM119 30H118V32H119ZM130 30V29H129ZM203 30V29H202ZM208 30V32L210 33L211 31H209V29H207ZM227 30V29H226ZM225 30V31H226ZM235 30V29H234ZM261 30V29H260ZM97 31V32H96ZM110 31H109V33H110ZM122 31V30H121ZM125 31V30H124ZM206 31V30H205ZM218 30H215V35H214V39H216V40H218V38H221L222 36H221V33L220 32H217ZM229 31V30H228ZM233 31V30H232ZM107 32V31H106ZM152 32V31H151ZM153 32H155V31H153ZM156 32H157V30H156ZM173 32V31H172ZM198 32H200V31H198ZM213 32H214V30H213ZM213 32H211V33H213ZM240 32V31H239ZM243 32V31H242ZM259 32V31H258ZM108 33V34H109ZM117 33V32H116ZM121 33V32H120ZM119 33V34H120ZM159 33V32H158ZM164 33V32H163ZM202 33V32H201ZM223 33H224V31H223ZM231 33V32H230ZM99 34V33H98ZM111 34V33H110ZM123 34V33H122ZM126 34H127V32H126ZM157 34V33H156ZM208 34V33H207ZM207 34H206V36H207ZM238 34H240V35H242L241 33H238ZM250 34V35H251ZM101 35H102V37H101ZM143 35H146V34H143ZM224 35H226V34H224ZM236 35V34H235ZM99 36V35H98ZM121 36V35H120ZM119 36V37H120ZM195 36V35H194ZM213 36V35H212ZM212 36H210V38L212 37ZM219 36V37H218ZM255 36V35H254ZM263 36V35H262ZM262 36H261V38H262ZM150 37V36H149ZM196 37V36H195ZM209 37V36H208ZM216 37V38H215ZM234 37V36H233ZM237 37V36H236ZM239 37V36H238ZM242 37H244L243 35H242ZM241 37V38H242ZM251 37V36H250ZM258 37V36H257ZM118 38V37H117ZM126 38H128L127 36H126ZM207 38V37H206ZM258 38H260V37H258ZM260 38V39H261ZM120 39V38H119ZM152 39V38H151ZM197 39V38H196ZM222 39H223V37H222ZM238 39H240V37L238 38ZM249 39V38H248ZM132 40V41H131ZM208 40H210V39H208ZM207 40V41H208ZM211 40H213V39H211ZM220 40V39H219ZM262 40V39H261ZM127 41V40H126ZM146 41V40H145ZM197 41V40H196ZM258 41H260V40H258ZM170 42V41H169ZM213 42H215V40H213ZM100 43H101V45H100ZM128 43V42H127ZM211 43V42H210ZM209 43V44H210ZM220 43V42H219ZM233 43V42H232ZM119 44V43H118ZM148 44H150V43H148ZM206 44H208V43H206ZM205 44V45H206ZM216 44V43H215ZM221 44H223V43H221ZM229 44V43H228ZM227 44V45H228ZM259 44H260V42H259ZM96 45V46H95ZM127 45V44H126ZM174 45V44H173ZM200 45V44H199ZM253 45H254V43H253ZM122 46V45H121ZM148 46V45H147ZM231 46H232V44H231ZM261 46H264V45H260V47ZM118 47V46H117ZM116 47V48H117ZM130 47V48H129ZM140 47H142V48H140ZM187 47V46H186ZM230 47V46H229ZM228 47V48H229ZM233 47V46H232ZM254 47V46H253ZM102 47H100V48H98V49H101ZM104 48V49H105ZM120 48V47H119ZM122 48V47H121ZM120 48V49H121ZM139 48L140 49H142L139 53H138V51L137 50H139ZM146 48V47H145ZM227 48V49H228ZM96 49H93V50H95L96 52H97V50ZM173 49V48H172ZM194 49V48H193ZM203 49V48H202ZM234 49V48H233ZM260 49V48H259ZM89 50V49H88ZM195 50H197V49H195ZM194 50V51H195ZM211 50V49H210ZM86 51V50H85ZM89 51H91V49L89 50ZM99 51V50H98ZM101 51H103V50H101ZM118 51V50H117ZM205 51V50H204ZM212 51V50H211ZM215 51H216V48H215ZM218 51V50H217ZM216 51V52H217ZM231 51V50H230ZM233 51V50H232ZM259 51H261V50H259ZM88 51H86V52H84V53H87ZM148 52V51H147ZM146 52V53H147ZM200 52V51H199ZM221 52H223V51H221ZM227 52V51H226ZM257 52H258V50H257ZM82 53V52H81ZM149 53V52H148ZM197 53V52H196ZM210 53V52H209ZM93 54V53H92ZM97 54H98V56H101V55H99V52H97ZM100 54H101V52H100ZM112 54L110 53V55H108L109 57L111 56V57H113L112 56ZM125 54V57L127 56L126 55V53H124ZM124 54H122V56L124 55ZM150 54V53H149ZM174 54V53H173ZM194 54V53H193ZM205 54V53H204ZM203 54V55H204ZM214 55H216L215 53H213ZM220 54V53H219ZM218 54V55H219ZM261 54V53H260ZM263 55H264V53H262ZM80 55V54H79ZM86 55V54H85ZM88 55V54H87ZM90 55H91V53H90ZM119 55V54H118ZM242 55V54H241ZM256 55V54H255ZM93 56V55H92ZM97 56V57H98ZM106 56V55H105ZM142 56H144V55H142ZM197 56V55H196ZM259 56V55H258ZM150 57H151V55H150ZM149 56H147V58H150ZM173 57V56H172ZM178 57V56H177ZM204 57V56H203ZM252 57V56H251ZM254 58H255V56H253ZM252 57V58H253ZM260 57V56H259ZM85 58V57H84ZM87 58V57H86ZM89 58V57H88ZM114 58H115V54H114ZM114 58H112V59H109V60H111V63H112V60L114 59ZM211 58V57H210ZM220 58V57H219ZM228 58V57H227ZM263 58H264V56H263ZM263 58H261L260 57V59H263ZM91 59V58H90ZM89 59V60H90ZM121 59H122V57H121ZM128 58H126V60H127ZM145 59H146V57H145ZM190 59H192V58H190ZM200 59H201V57H200ZM215 59H218V57L216 58L215 57ZM214 59V60H215ZM230 60H231V57L229 58ZM240 59H242V58H240ZM93 60V59H92ZM92 60L90 61V62H92ZM148 60V59H147ZM150 60H152V59H150ZM149 60V61H150ZM175 60V59H174ZM179 60V59H178ZM233 60V59H232ZM82 61H83V59H82ZM95 61H97V59L95 60ZM139 61V60H138ZM192 61H193V59H192ZM236 61V60H235ZM262 61V60H261ZM94 62V61H93ZM92 62V63H93ZM100 62H102V59H101V61ZM116 62H118L117 60H116ZM147 62V61H146ZM152 62V61H151ZM150 62V63H151ZM175 62V61H174ZM194 62V61H193ZM212 62H213V60H212ZM231 62V61H230ZM260 62V61H259ZM85 63V62H84ZM87 63V62H86ZM91 63V64H92ZM95 63V62H94ZM105 63H106V61H105ZM109 63V62H108ZM170 63V62H169ZM183 63V62H182ZM185 63V62H184ZM211 63V62H210ZM218 64H219V62H217ZM217 63H215V64H217ZM223 63V62H222ZM233 63V62H232ZM264 63V62H263ZM102 64L103 63H101V65H99V66H101L102 67ZM215 64H214V66H215ZM224 64V63H223ZM227 64V63H226ZM236 64V63H235ZM257 64H259V63H257ZM85 65V64H84ZM83 65V66H84ZM87 65H89L88 63H87ZM112 65V64H111ZM191 65H193V63H191ZM195 65H196V63H195ZM208 65H210L209 64V61H208ZM212 65V64H211ZM260 65V68H262L261 67V63L259 64ZM259 65H257V66H259ZM80 66V65H79ZM91 66V65H90ZM92 66L93 67H95L96 66V64L95 65H93L92 64ZM105 66V65H104ZM109 66H110V64H109ZM178 66V65H177ZM187 66V65H186ZM205 66V65H204ZM233 66V65H232ZM130 67V66H129ZM138 67V66H137ZM137 67H135V68H137ZM149 67V66H148ZM182 67H183V65H182ZM181 67V68H182ZM221 67H224V66H221ZM236 67V66H235ZM234 67V68H235ZM255 67H256V65H255ZM88 68V67H87ZM96 68V67H95ZM126 68H128V66L126 67ZM131 68V67H130ZM134 68V67H133ZM180 68V69H181ZM185 68H188V66L187 67H185ZM184 68V69H185ZM197 68V67H196ZM196 68H195V70H196ZM209 68V67H208ZM237 68V67H236ZM258 68V67H257ZM259 68V70H262V69H260ZM94 69V68H93ZM113 69V68H112ZM112 69H111V71H112ZM115 69V68H114ZM150 69V68H149ZM156 69V68H155ZM169 69H170V67L168 68V71H169ZM172 69H175V68H172ZM171 69V70H172ZM205 69V68H204ZM227 70H228V68H226ZM231 69V68H230ZM81 70H82V66H81V68H79V71L81 72ZM122 70H123V68H122ZM187 70V69H186ZM75 71H77V68H76V70ZM79 71H78V73H79ZM87 71V70H86ZM86 71H85V73H86ZM111 71H109L110 73L109 74H111ZM116 71V70H115ZM134 71V70H133ZM142 71V70H141ZM180 71H182V70H180ZM191 71V70H190ZM197 71V70H196ZM196 71H193V72H195V73H199V72H196ZM247 71V70H246ZM250 71V70H249ZM74 72V71H73ZM117 72H118V70H117ZM124 72H125V68H124ZM127 72V71H126ZM135 72V71H134ZM133 72V73H134ZM140 72V71H139ZM156 71L154 70V73H155ZM175 72V71H174ZM100 73V72H99ZM116 73V72H115ZM121 73H123V72H121ZM182 73V75L181 76H179V77H177V79H178V84H179V86L180 87H182V85L184 86V84H186L187 82H188V80H187V82H186V79L187 78H189V79H191L192 78V80H195V79H197L198 77H196L194 74H190V72H181ZM73 74V73H72ZM91 74H93V73H91ZM90 74V75H91ZM119 74V73H118ZM128 74V76L130 77V75H129V72L128 73H126V75ZM136 74V73H135ZM169 74V73H168ZM106 75V74H105ZM115 75V74H114ZM126 75H124V78H125V76ZM143 75V74H142ZM155 75V74H154ZM174 75V74H173ZM172 75V76H173ZM175 75H176V73H175ZM174 75V76H175ZM200 75V74H199ZM249 75V74H248ZM70 76V75H69ZM77 76V75H76ZM75 76V77H76ZM88 76V75H87ZM87 76H86V78H87ZM94 76V75H93ZM103 76V75H102ZM135 76V75H134ZM144 76V75H143ZM157 76V75H156ZM236 76V75H235ZM254 76H256V74L254 75ZM72 77V76H71ZM92 77V76H91ZM99 77H101L100 75H99ZM104 77V76H103ZM107 77V76H106ZM116 77V76H115ZM127 77V76H126ZM136 77V76H135ZM168 77H170V76H168ZM204 77V76H203ZM70 78V77H69ZM68 78V79H69ZM89 78H90V76H89ZM93 78V77H92ZM122 78V77H121ZM123 78V79H124ZM176 78V77H175ZM174 78V79H175ZM202 78V77H201ZM200 78V79H201ZM215 78V77H214ZM103 79V78H102ZM101 79V80H102ZM110 79V78H109ZM122 79V80H123ZM172 79H173V77H172ZM203 79V78H202ZM201 79V80H202ZM217 79V78H216ZM222 80H223V78H221ZM237 79V78H236ZM239 79V78H238ZM255 79V78H254ZM73 80H75L74 78H73ZM112 80V79H111ZM253 80V79H252ZM256 80V79H255ZM69 81H70V79H69ZM68 81V82H69ZM98 81V80H97ZM100 81V80H99ZM143 81V78H142V76H140L139 77V75H138V78L136 77V80H134V79H128L127 78V80H125V82H124V85H125V88L126 89H128V93L130 92V93H136V90H140V91H145L144 90V86L141 88V86L138 84V83H140V82H142ZM146 81V80H145ZM176 81V80H175ZM221 81V80H220ZM224 81V80H223ZM231 81V80H230ZM264 81V80H263ZM71 83H70V85H72V80L70 81ZM93 82H95V81H93ZM196 82H198V81H196ZM200 82V81H199ZM204 82V81H203ZM247 82V81H246ZM81 84H82V80H81V82H80ZM90 83H92V82H90ZM101 83V82H100ZM221 83V82H220ZM95 84V83H94ZM120 84V83H119ZM174 84V83H173ZM188 84V83H187ZM189 84H190V82H189ZM74 85V84H73ZM76 85V84H75ZM96 85V84H95ZM177 85V84H176ZM175 85V86H176ZM191 85V84H190ZM198 85V84H197ZM228 85V84H227ZM247 85V84H246ZM84 86V85H83ZM87 86V85H86ZM98 86H100V85H98ZM72 88V86H69V88ZM85 87V86H84ZM88 87V86H87ZM96 87V86H95ZM105 87V86H104ZM119 87H121V86H119ZM259 87V86H258ZM70 88V89H71ZM77 88V87H76ZM97 88V87H96ZM150 88V87H149ZM160 88H162V86L160 87V85L158 86V85H155L154 87H152V89L155 91V92H157V91H159L160 90ZM173 88V87H172ZM192 88V87H191ZM207 88V87H206ZM260 88H262V87H260ZM90 89V88H89ZM107 89V88H106ZM197 89V88H196ZM201 89V88H200ZM252 89V88H251ZM75 91H76V89H74ZM91 90V89H90ZM94 90V89H93ZM130 90V91H129ZM132 90V91H131ZM180 90V89H179ZM184 90V89H183ZM204 90H206V89H204ZM207 90H209V88H207ZM228 90V89H227ZM226 89H225V92L227 91ZM259 90V89H258ZM262 90V89H261ZM105 91V90H104ZM126 90H122V92L124 93ZM181 92V94H185L186 92H187V90H186V92H183L182 90H180ZM218 91V90H217ZM262 91H264V90H262ZM77 96L79 97L80 96V94H81V96H82V94L84 95V93H81L82 91H81V89L80 90H78L77 89ZM93 92V91H92ZM114 92L116 93V91L114 90ZM119 92V91H118ZM117 92V93H118ZM127 92V91H126ZM125 92V93H126ZM150 92V91H149ZM177 92L178 91H176V96H178L177 95ZM194 92V91H193ZM207 92V91H206ZM205 92V93H206ZM247 92V91H246ZM256 92V91H255ZM72 93V92H71ZM94 94H95V91L93 92ZM92 93V94H93ZM114 93V94H115ZM129 93V94H130ZM148 93V92H147ZM151 93V92H150ZM249 93H250V95H251V92H250V90H249ZM93 94V95H94ZM166 94H167V92H166ZM164 95V94H162V97L161 98H166L167 99V97L169 98V96H170V94H169V96L168 95ZM180 94V95H181ZM188 94V93H187ZM218 94V93H217ZM252 94H254L255 95V93H252ZM261 94H263V93H261ZM260 94V95H261ZM92 95V96H93ZM96 95H100L99 94V89H97V93H96ZM103 95V96H102ZM101 95V98L99 99V100H97L98 102H96L95 100H94V102L92 101V103H94L95 104V106L96 105H102V108L104 109V110H106V108L107 107H109L110 109H108L109 111L107 112V111H105V112H107L108 113V115L110 116L111 115V118L113 119V115L112 114H114V116H116L115 115V113L114 112H116L117 110H123L124 108H125V104H123L124 102H123V100L125 101V99H123L122 98V101L120 100V99H115V98H111V96H110V94L107 92V93H103ZM133 95H135V94H133ZM139 94H137L136 96H138ZM148 95V94H147ZM164 95V96H163ZM174 95H175V93H174ZM203 95H206V94H204L203 93ZM222 95V94H221ZM221 95H219V96H221ZM246 95V94H245ZM254 95H252V96H254ZM76 96V97H77ZM85 96V95H84ZM87 96V95H86ZM116 96H117V94H116ZM125 96V95H124ZM156 96V95H155ZM158 96V95H157ZM160 96H161V94H160ZM167 96V97H166ZM210 96V95H209ZM242 96V95H241ZM256 96V95H255ZM146 97V96H145ZM172 97H174V96H172ZM203 98H200L201 100V103L202 104H204V101H205V99H204V96H202ZM208 97V96H207ZM258 97V96H257ZM264 97V96H263ZM67 98V97H66ZM139 99L141 98V97H138ZM157 98V97H156ZM171 98V97H170ZM169 98V99H170ZM177 98H179V97H177ZM182 98V97H181ZM181 98H179L180 99V102L178 103V100L176 101L177 103H178V105H180L181 106V108H183V104H185L186 103V101H185V103H183L184 102V100H182ZM186 98H187V96H186ZM218 98V97H217ZM217 98H215L216 99V102H214V105L217 107V106H221V104H219L220 103V101H219V99H217ZM221 98V97H220ZM247 98V97H246ZM249 98V97H248ZM247 98V99H248ZM251 98V97H250ZM249 98V99H250ZM72 99V98H71ZM79 99V98H78ZM91 99H92V97H91ZM143 99V98H142ZM146 99V98H145ZM190 99V98H189ZM192 99V98H191ZM228 99V98H227ZM252 99V98H251ZM250 99V100H251ZM256 99V98H255ZM263 99V98H262ZM87 100V99H86ZM120 100V101H119ZM135 100V99H134ZM147 100H150V99H147ZM158 100V99H157ZM157 100H154V101H157ZM161 100V99H160ZM163 100H165V99H163ZM175 100H176V98H175ZM219 102H218V101ZM253 100H254V98H253ZM72 102H71V104L72 103H74L75 102V100H71ZM83 101V100H82ZM136 101V100H135ZM141 101V100H140ZM145 101V100H144ZM169 101V100H168ZM192 101H193V99H192ZM199 101V100H198ZM225 101V100H224ZM252 101V100H251ZM250 101V102H251ZM85 102V101H84ZM88 102H89V100H88ZM167 102V101H166ZM166 102H164V104H161V105H164L165 106V104H166ZM181 102H182V105H181ZM195 102V101H194ZM194 102H192L191 103V105H193V106H191V108H195V111H196V107H198L199 108V106H198V102L197 103H194ZM230 102L232 103V101L230 100ZM254 102V101H253ZM253 102H252V104H253ZM260 102H262V101H260ZM263 102H264V100H263ZM262 102V103H263ZM51 103V104H50ZM81 103V102H80ZM91 103V104H92ZM223 103V102H222ZM228 103V102H227ZM231 103H229L228 105H230ZM242 103V102H241ZM257 103H259V102H257ZM49 104H50V106H51V108H49L50 106H49ZM94 104H92V105H94ZM139 104V103H138ZM146 104V103H145ZM145 104H143V105H145ZM170 104V103H169ZM188 104V103H187ZM189 104H190V102H189ZM189 104H188V106H189ZM255 104H256V102H255ZM78 105H80V104H78ZM83 105V104H82ZM85 105V104H84ZM213 105V106H214ZM227 105V106H228ZM257 105V104H256ZM139 106H141V105H139ZM187 106V105H186ZM186 106H184V107H186ZM187 106V107H188ZM210 106H212V104L210 105ZM213 106H212V108L211 109H213ZM214 106V107H215ZM231 106V105H230ZM66 107V106H65ZM160 107V106H159ZM167 107V106H166ZM204 106H202V108H203ZM215 107V109H218V108H220V107H217L216 108ZM252 107H253V105H252ZM78 108V107H77ZM144 108H145V106H144ZM150 108H154V107H152V105H151V107ZM161 108H162V106H161ZM181 108H178V109H181ZM189 108V107H188ZM205 108V107H204ZM203 108V109H204ZM257 108V107H256ZM51 109V110H50ZM63 109V110H62ZM89 109V108H88ZM92 109H94V108H92ZM100 109V108H99ZM160 109V108H159ZM163 109V108H162ZM177 109V107H175V110ZM187 109V108H186ZM209 109V108H208ZM214 109V110H215ZM225 109V108H224ZM236 109V108H235ZM148 110H149V108H148ZM161 110V109H160ZM174 110V109H173ZM198 110V109H197ZM241 110V109H240ZM256 110V109H255ZM263 110V109H262ZM99 111V110H98ZM101 111V110H100ZM99 111V112H100ZM124 111H126L125 109L123 110V112ZM139 111V110H138ZM141 111V110H140ZM151 111V110H150ZM154 111V110H153ZM194 111V110H193ZM195 111H194V113H195ZM212 111V110H211ZM217 111H219V109L217 110ZM222 111V110H221ZM221 111H220V113H221ZM227 111V110H226ZM233 111V110H232ZM235 111V110H234ZM88 112V111H87ZM118 112H121V111H118ZM145 112V111H144ZM165 112H167V111H165ZM172 112V111H171ZM202 112V111H201ZM200 111H198V113H201ZM204 112L206 113V109L204 110ZM230 112V111H229ZM83 113V112H82ZM95 109H94V115H95ZM117 113V112H116ZM125 113V112H124ZM169 113V112H168ZM184 113V112H183ZM197 113V111H196V114H198ZM228 113V112H227ZM240 113H241V111H240ZM262 113V112H261ZM98 115H100L99 113H97ZM96 114V115H97ZM128 114V113H127ZM188 114H190L189 113V111H188ZM210 114H211V112H210ZM212 114H214V112L212 113ZM92 115V114H91ZM93 115V116H94ZM97 115V116H98ZM126 115V114H125ZM144 115V116H143ZM142 116H141V122H147V124L149 125V128H150V126H153L154 125V121L152 122L153 123V125H151V123H150V119L152 118H150V119H147V117L145 116L146 114L144 113ZM194 115V114H193ZM207 115V113L205 114V116ZM218 115V114H217ZM103 116V115H102ZM101 116V117H102ZM121 116L122 115H119V116H117L118 118L120 117L121 118ZM188 116V115H187ZM198 116L200 117V115L198 114ZM222 116L223 115H221L220 117H218V118H220V120L221 119H223L222 118ZM263 116V115H262ZM89 117V116H88ZM123 117H124V115H123ZM143 117V118H142ZM189 117V116H188ZM191 117V116H190ZM199 117H197L198 119H199ZM202 117V116H201ZM212 117V116H211ZM245 117V116H244ZM264 117V116H263ZM104 118H106L105 116H104ZM103 118V119H104ZM111 118L109 119V120H111ZM127 118H129V117H127ZM126 117H125V119H127ZM167 118H168V116H167ZM171 118V117H170ZM169 118V119H170ZM228 118H229V116H228ZM233 118V117H232ZM102 119V120H103ZM117 119V118H116ZM188 119H191V118H188ZM201 119V118H200ZM203 119V118H202ZM214 119H216L217 121H218V119L217 118H215L214 117ZM235 119H237L236 117H235ZM101 120V121H102ZM123 120V119H122ZM153 120V119H152ZM157 120V119H156ZM159 120V119H158ZM193 120V119H192ZM197 120V119H196ZM196 120H194L193 122H195V124H197L196 126L197 127H200V126H198V125H200V122H199V124H198V122H196ZM238 120V119H237ZM55 121V120H54ZM97 121V120H96ZM113 121H116L115 119L113 120ZM120 121V120H119ZM167 121V123H168V120H166ZM191 121V120H190ZM223 121H225V120H223ZM236 121V120H235ZM239 121V120H238ZM121 122V121H120ZM176 122V121H175ZM189 122V121H188ZM206 123L208 122V120L207 121H205ZM211 122H212V118H211ZM211 122H209V123H211ZM222 122V121H221ZM241 122V121H240ZM246 122V121H245ZM57 123H59V122H57ZM98 123V122H97ZM114 123V122H113ZM113 123L112 122H110V124H109V127L111 128V129H114L113 128ZM116 123H117V121H116ZM116 123H114L115 125H116ZM122 123H124V125L125 124H127L126 125V127L127 126H129L128 128H130V126H132V127H139V129H141L140 128V126H139V124L140 123H138V121H136V118L134 119V118H131L130 120H123V122ZM217 123V122H216ZM215 123V124H216ZM225 123V122H224ZM248 123V122H247ZM90 124H92V123H90ZM108 124V123H107ZM118 124H120V123H118ZM187 124V123H186ZM185 124V125H186ZM192 124V123H191ZM191 124H188L186 127L188 128L189 126V128H191L192 126H191ZM214 124V125H215ZM246 124V123H245ZM58 125V124H57ZM75 125V124H74ZM110 125H112V127L110 126ZM145 125V124H144ZM168 125H169V127H170V125L172 126V121L170 122V124L168 123ZM167 125V126H168ZM202 125V124H201ZM219 125V124H218ZM26 126V125H25ZM73 126V125H72ZM97 126V125H96ZM108 126V125H107ZM106 126V127H107ZM117 126H119V125H117ZM155 126V125H154ZM228 126V125H227ZM22 127V126H21ZM36 127V128H35ZM82 127V126H81ZM92 127V126H91ZM131 127V128H132ZM146 127V126H145ZM156 127V126H155ZM225 127V126H224ZM223 127V128H224ZM54 128V127H53ZM73 128V127H72ZM116 128V127H115ZM119 128V127H118ZM127 128V129H128ZM187 128H185V129H187ZM202 128V127H201ZM220 128V127H219ZM230 128V127H229ZM52 129V128H51ZM59 129V128H58ZM63 129V128H62ZM62 129H61V131H62ZM85 129V128H84ZM93 129H95V128H93ZM124 129V128H123ZM135 129H137V131H138V128H135ZM151 129V128H150ZM155 129V128H154ZM169 129V131H170V128H168ZM172 129V128H171ZM183 129H184V127H183ZM74 130V129H73ZM97 130H98V128H97ZM107 130V129H106ZM120 130V129H119ZM152 130V129H151ZM188 130V129H187ZM191 130V129H190ZM189 130V132H194L193 130H191L190 131ZM220 130V129H219ZM24 131V130H23ZM78 131V130H77ZM86 131V130H85ZM103 131V130H102ZM153 131V130H152ZM164 131V130H163ZM185 131V130H184ZM196 131H198V130H196ZM205 131V130H204ZM213 131H215V133H216V130H214L213 129ZM221 131V130H220ZM220 131H218V132H220ZM25 132V131H24ZM53 132H55V130H53ZM80 131H78V133H79ZM94 132V131H93ZM105 132V131H104ZM112 133H113V131H111ZM109 133L110 134V137L112 136L111 134L112 133ZM115 132H116V130H115ZM114 132V133H115ZM118 132V131H117ZM154 132V131H153ZM217 132V133H218ZM223 132V131H222ZM108 133V132H107ZM151 133V132H150ZM150 133H149V137L151 136L150 135ZM161 133V132H160ZM163 133V132H162ZM167 133V132H166ZM180 133H182V132H180ZM186 133V132H185ZM196 133V132H195ZM197 133H199V132H197ZM74 134V133H73ZM86 134V133H85ZM106 134V133H105ZM108 134V135H109ZM120 134V133H119ZM155 134V133H154ZM178 134V133H177ZM191 134V133H190ZM221 134V133H220ZM233 134V133H232ZM19 135V134H18ZM57 135H59V134H57ZM98 135V134H97ZM104 135V134H103ZM117 135V134H116ZM169 135V134H168ZM182 135H184V134H182ZM182 135H180L179 134V138H180V136H182ZM193 135V134H192ZM199 135V134H198ZM216 135V134H215ZM225 135V134H224ZM72 136V135H71ZM148 136V135H147ZM155 136V135H154ZM172 136V135H171ZM177 136V135H176ZM188 136V135H187ZM195 136H197V135H195ZM201 137H203L202 136V134L200 135ZM207 136V135H206ZM19 137V136H18ZM17 137V139L19 140V138ZM22 137V134H21V136H20V140L22 139L21 138ZM28 137V138H27ZM68 137V136H67ZM79 137V136H78ZM177 137V138H178ZM183 137H185L184 139H186V134H185V136H183ZM182 137V138H183ZM188 137H191V135H189ZM200 137V138H201ZM74 138V137H73ZM144 138V137H143ZM148 138V137H147ZM167 138H169V137H167ZM171 138V137H170ZM174 137L172 136V139H173ZM178 138V139H179ZM192 138V137H191ZM190 138V139H191ZM199 137L197 138V140L198 139H200ZM27 139V140H26ZM68 140H70L69 139V137L67 138ZM72 139V138H71ZM95 139H97V138H95ZM109 139V138H108ZM138 140H139V138H137ZM157 139V138H156ZM187 139H189V138H187ZM203 139H204V137H203ZM223 138L221 137V140H222ZM90 140V139H89ZM99 140V139H98ZM121 140V139H120ZM140 140H141V138H140ZM152 140H154V138L152 137ZM171 140V139H170ZM193 140V139H192ZM195 141L196 143L198 142V141H200V140H198V141ZM204 140H206V139H204ZM71 141V140H70ZM69 141V142H70ZM103 141V140H102ZM178 141H180V140H178ZM187 141H189V140H187ZM191 141V140H190ZM140 142H142L143 143V141H140ZM194 142V143H195ZM206 142H207V140H206ZM205 142V143H206ZM37 143H39V141H37ZM146 143V142H145ZM147 143H148V141H147ZM151 143L153 144L154 142H152L151 141ZM151 143H149L150 145H151ZM169 143V142H168ZM180 142H178V145H177V149L176 150H178L179 151V149H178V146L180 145L179 144ZM192 143V142H191ZM40 144V143H39ZM105 144V143H104ZM104 144H99V145H104ZM113 144V143H112ZM164 144V143H163ZM225 144V143H224ZM44 145V144H43ZM58 145V144H57ZM71 145V144H70ZM73 145V144H72ZM71 145V146H72ZM98 145V146H99ZM170 145V144H169ZM168 145V146H169ZM173 145V144H172ZM172 145H171V147H172ZM184 146H186L185 145V143L183 144ZM183 145H181V146H183ZM204 144H202V146H203ZM25 146V145H24ZM44 146H48V145H44ZM43 146V147H44ZM83 146V145H82ZM101 146V147H102ZM111 146V145H110ZM139 146H140V144H139ZM143 147L141 148L140 147V149L139 150H137V152H138V154H139V156H140V159L141 160H147V159H151L152 158V156L154 157V159H156V157H155V155H159V154H163L164 153V151L163 150H165V151H167V150H169L170 149V146H169V149H167L166 147L167 146H163L162 145V142L160 143H157V145H156V148H154V146H153V148L150 146V147H147V145H145V144H143L142 145ZM189 146V145H188ZM194 146L197 148L198 146L196 145V144H194ZM201 146V147H202ZM206 146H207V143H206ZM236 146V145H235ZM55 147V146H54ZM119 147V146H118ZM180 147V146H179ZM191 148H192V145L190 146ZM190 147H189V150L190 151H188V147L186 148V153H188V152H190L189 153V155L192 153V156L193 155H196V154H193V152H191V149H190ZM204 147V146H203ZM210 147V146H209ZM20 148H22V147H20ZM24 148V147H23ZM37 148V147H36ZM40 148V147H39ZM64 148V147H63ZM83 148V147H82ZM97 148H99L100 149V151H102L101 150V148L100 147H97ZM103 148V147H102ZM106 148V147H105ZM109 148V147H108ZM174 148V147H173ZM211 148V147H210ZM217 148H218V146H217ZM238 148V147H237ZM240 148V147H239ZM32 149V148H31ZM35 148H33V150H34ZM45 149H47L46 147H45ZM57 149V148H56ZM59 149V148H58ZM61 149V148H60ZM69 149V148H68ZM73 149V148H72ZM81 149V148H80ZM136 149H138V148H136ZM167 149V150H166ZM205 149V148H204ZM255 149V148H254ZM52 150V149H51ZM84 150V149H83ZM117 150H119V149H117ZM144 150H147V151H149V154L146 152H144ZM194 150V149H193ZM218 150H220L219 148H218ZM226 150V149H225ZM228 150V149H227ZM241 151H243L242 149H240ZM256 150V149H255ZM259 150V149H258ZM23 151V150H22ZM36 151H38L37 149H36ZM42 151V150H41ZM61 151H65V149L63 150H61ZM60 151V152H61ZM98 151V150H97ZM108 151V150H107ZM181 151V150H180ZM232 151V150H231ZM33 152V151H32ZM58 152V151H57ZM73 152V151H72ZM76 152H77V150H76ZM81 152V151H80ZM109 152V151H108ZM108 152H107V154H108ZM163 152V153H162ZM171 152V151H170ZM177 152V151H176ZM182 152V151H181ZM180 152V153H181ZM200 152V151H199ZM199 152H197V153H199ZM205 152H209L208 150L206 151L205 150ZM222 152V151H221ZM227 152V151H226ZM63 153V152H62ZM99 153V152H98ZM101 153V152H100ZM117 153V152H116ZM175 153V152H174ZM179 153V152H178ZM185 153V154H186ZM206 153V154H207ZM214 153V152H213ZM240 153V152H239ZM252 153H254V152H252ZM258 153V152H257ZM16 154V153H15ZM39 154V153H38ZM61 154V153H60ZM71 154V153H70ZM82 154V153H81ZM88 154V153H87ZM111 154V153H110ZM115 154V153H114ZM126 154V153H125ZM124 154V156H126ZM153 154V155H152ZM183 154V153H182ZM202 154V153H201ZM200 154V155H201ZM35 155V154H34ZM84 155H86V154H84ZM122 156H123V154H121ZM137 155V154H136ZM152 155V156H151ZM164 155H166V154H164ZM173 155V154H172ZM179 155V154H178ZM188 155V156H189ZM197 155H199V154H197ZM249 155V154H248ZM261 155V154H260ZM81 156V155H80ZM116 156H118L117 154H116ZM128 156V155H127ZM150 156H151V158H150ZM180 156H182V155H180ZM183 156H187V154L186 155H184L183 154ZM221 156V155H220ZM236 156H238V155H236ZM14 157H15V155H14ZM13 157V158H14ZM45 157V156H44ZM74 157H76L75 155H74ZM90 158L92 157V155L91 156H89ZM162 157H164V156H162ZM168 157H170L169 155H168ZM172 157V156H171ZM174 157V156H173ZM199 157V156H198ZM235 157V156H234ZM47 158V157H46ZM66 158H67V156H66ZM78 158V157H77ZM80 158V157H79ZM81 158H83V157H81ZM97 158V157H96ZM95 158V159H96ZM99 158V157H98ZM97 158V159H98ZM125 158V157H124ZM167 158V157H166ZM175 158V157H174ZM177 158H179V157H177ZM182 159L184 158V157H181ZM189 158V157H188ZM205 158V157H204ZM208 158V157H207ZM206 158V159H207ZM236 158V157H235ZM261 158V157H260ZM24 159V158H23ZM49 159V158H48ZM61 159V158H60ZM182 159H180V160H182ZM198 159V158H197ZM201 159H203V158H201ZM212 159V158H211ZM238 159H239V157H238ZM238 159L236 158V161L238 162ZM257 159V158H256ZM10 160V159H9ZM52 160V159H51ZM72 160V159H71ZM77 160V159H76ZM102 164H99L98 165V162H97V160L96 161H91V163L94 165L95 164V167H96V165L99 167H101L103 164H104V167H105V165L108 167V170L109 171H106L107 173H108V175L106 176V181H104L105 183L104 184H106V186L104 187V188H102L103 189V192H104V195L102 194V195H100V196H98L97 198H92V200L91 199H89V200H83L82 202H78V201H76V200H73L72 199V201H67L66 202V200H67V198H66V200L64 201V203L62 204V203H59V202H55V203H52L50 200H48V202H46L47 200H45V198H44V200H45V202H43V198L42 199H40L41 200V202L39 201V203L37 202V203H35L34 204V206H32L33 208H32V214H34L35 216L33 217L34 218V220H33V218L31 219V221L33 222H30V224L32 223V225H33V228H31V226L29 227V228H31L30 230H31V234H32V238L30 239L31 241H32V239H34L33 241H43L42 242V250H40L41 252H40V255L38 254H36V251H34V252H32V250H30L31 251V253H33V257H34V260L35 261H39L40 259H41V263L40 262H35V264H68V262L66 261V256L69 254V256H71L77 249H76V247L78 246H76L75 244V241H76V238L77 237H81V239L83 238V240H85L86 242L84 243V245L82 246V249L83 250H81V251H83V252H86V253H82L83 255H82V257L83 258H85V257H87V256H84V255H86L87 254V249L89 248V249H91V252H93L92 251V249L93 248H90V247H93V245H92V241H93V238H94V236H93V233L95 232V230H96V228H97V226L98 225H102L103 224V222L105 221V220H107V223L108 224H106L107 226H110V225H112V224H114L113 222L114 221H116L117 219V212H118V201H119V199H120V197H121V193H120V189L122 188H124V184H121V182H122V179H121V176H120V173L118 174V172H116V171H114L113 169H112V166H111V163H110V161L108 160V158H107V156L104 158V157H102ZM104 160H107V162L108 163H106V161H104ZM112 160V159H111ZM131 160V159H130ZM152 160V159H151ZM166 160V159H165ZM173 160V159H172ZM178 161H179V159H177ZM176 160V161H177ZM186 159H184V161H185ZM204 160V159H203ZM203 160H201V161H203ZM209 160V159H208ZM218 160H219V158H218ZM245 160V159H244ZM252 160V159H251ZM73 161V160H72ZM82 160L80 159V162H81ZM90 161V160H89ZM140 161V160H139ZM155 161V163H158L156 160H154ZM153 161V162H154ZM162 162H163V160H161ZM175 161V160H174ZM184 161L183 162H181L180 161V164H179V167H181L180 168V170L182 169V167L184 168L186 165H188L187 167H185L184 169H185V171H186V173H187V170L190 168V164L189 163H191V162H189V163H184ZM220 161V160H219ZM222 161V160H221ZM9 162V161H8ZM7 162V163H8ZM79 162V163H80ZM84 162V161H83ZM83 162H82V164H83ZM126 162H127V160L125 161L124 159H119V166H120V168L121 167H125V166H123V164L125 163L126 164ZM151 162V161H150ZM231 162V161H230ZM232 162H233V160H232ZM234 162H235V160H234ZM14 163V162H13ZM63 163V162H62ZM65 163V162H64ZM78 163V164H79ZM85 163V162H84ZM192 163H193V161H192ZM211 165H213V167L215 166V164H213V162L211 161ZM214 163H215V161H214ZM223 163V162H222ZM229 163V162H228ZM249 163V162H248ZM11 164V163H10ZM25 164V163H24ZM88 164V162L86 163V164H84L83 165V168L86 166ZM124 164V165H125ZM163 164V163H162ZM173 164V163H172ZM175 165H176V163H174ZM205 164H208V163H205ZM210 164V163H209ZM208 164V166L209 167H211L210 165ZM224 164V163H223ZM232 164V163H231ZM91 165V164H90ZM157 165H159V164H157ZM165 165H167V164H165ZM171 165V164H170ZM194 165H195V163H194ZM201 165V164H200ZM218 165V163L216 164V167H218V168H220V166H217ZM246 165V164H245ZM155 165H153L152 163L151 164H149V166L147 167V169H145L144 171H143V169L142 168H140V167H138L137 165L136 166H133V165H129L128 164V166H127V168H126V170H125V172H124V174H125V176L127 177V178H129V180L130 179H134L135 177H136V180H137V176H138V178L139 177H142V175L143 174H145V177L144 178H149V179H151L152 177H153V174H154V168L156 169L157 167L155 166ZM159 166H161V164L159 165ZM168 166V165H167ZM27 167V166H26ZM58 167V166H57ZM74 167H75V165H74ZM82 167V166H81ZM81 167H80V169H81ZM89 167V166H88ZM103 167V169H106V168H104ZM162 167V166H161ZM164 167V166H163ZM166 167V166H165ZM195 167H197L196 165H195ZM222 167V166H221ZM231 167V166H230ZM229 167V168H230ZM1 168H0V170H1ZM6 168H9V167H6ZM24 168V167H23ZM86 168H87V166H86ZM85 168V170H89L88 168L86 169ZM186 168H188V169H186ZM192 168V167H191ZM203 168V167H202ZM223 168V167H222ZM102 169V170H103ZM125 169V168H124ZM167 169V168H166ZM171 169V168H170ZM199 170H198V173L199 172H201V173H199L198 174V176H200V175H202V174H204V176L202 177V179L204 178V179H206L207 177H209V178H207V179H210V177H212V176H209V175H205V174H207V173H205L206 172V170H207V168H203V169H206V170H204V173L201 171L202 169L201 168H198ZM201 169V170H200ZM212 169V168H211ZM214 169V168H213ZM221 169V168H220ZM77 170V169H76ZM75 170V171H76ZM102 170H99L98 171V173L100 172V171H102ZM174 170V169H173ZM224 170V169H223ZM227 170V169H226ZM232 170V169H231ZM236 170V169H235ZM6 171V170H5ZM4 171V172H5ZM8 171V170H7ZM6 171V172H7ZM75 171H72L73 173L75 172ZM79 171V170H78ZM172 171V170H171ZM170 171V172H171ZM192 171V170H191ZM219 171H222V170H219ZM240 171V170H239ZM25 172V171H24ZM28 172V171H27ZM56 172V171H55ZM96 172V171H95ZM104 171H102V174H104L103 173ZM158 172V171H157ZM156 172V170H155V173H157ZM169 172V173H170ZM176 172H178V171H176ZM175 172V173H176ZM193 172V171H192ZM213 172H215V171H213ZM212 172V173H213ZM218 172V171H217ZM20 173V172H19ZM59 173V172H58ZM66 173V172H65ZM160 173V172H159ZM171 173H173V172H171ZM174 173V174H175ZM185 173V172H184ZM189 173V172H188ZM194 173V172H193ZM211 173V172H210ZM222 172H220V174H221ZM237 173V172H236ZM3 174H5V173H3ZM2 174V175H3ZM11 174V173H10ZM24 174V173H23ZM28 174V173H27ZM62 174V173H61ZM75 174H77V172L75 173ZM100 174V173H99ZM99 174H97V175H99ZM102 174L101 175H99V176H102ZM163 174V173H162ZM161 174V175H162ZM191 174V173H190ZM215 174V173H214ZM16 175H17V173H16ZM86 175H88V174H86ZM157 175V174H156ZM179 175H180V173H179ZM215 175H217V173L215 174ZM222 175H225V173L224 174H222ZM238 175V174H237ZM1 176V175H0ZM28 176V175H27ZM38 176V175H37ZM52 176V175H51ZM80 176V175H79ZM95 176V175H94ZM186 176V175H185ZM196 177V179L195 180H197V182H198V180H199V178L200 177ZM232 176V175H231ZM62 178L64 177V175L63 176H61ZM92 177V176H91ZM97 177V176H96ZM105 177V176H104ZM103 177V178H104ZM181 177V176H180ZM183 177V176H182ZM194 177V176H193ZM192 177V178H193ZM206 177V178H205ZM214 177V176H213ZM47 178V177H46ZM57 178V177H56ZM59 178V177H58ZM86 178H90V177H86ZM158 178V177H157ZM162 178V177H161ZM160 178V181L159 182H162L163 181V178L161 179ZM169 178L170 179H172L170 176H169ZM191 177H187V178H182V179H180L179 178V180L180 181H178L177 183H178V189L180 188V186H183L184 188H186V190L188 191V189H190L189 187H191V183H190V181H191V179H192ZM198 178V179H197ZM217 178H218V176H217ZM228 178H230V177H228ZM26 179V178H25ZM28 179V178H27ZM44 179V178H43ZM73 179V178H72ZM92 179V178H91ZM166 179V178H165ZM174 179V178H173ZM185 179V180H184ZM202 179H200L199 180V182L201 181V182H204V179H203V181H202ZM216 179V178H215ZM218 179H221V178H218ZM1 180V179H0ZM74 180V179H73ZM104 180V179H103ZM211 180V179H210ZM222 180V179H221ZM230 180H231V178H230ZM7 181V180H6ZM24 181V180H23ZM38 181V180H37ZM62 181V180H61ZM64 181V180H63ZM91 182L93 181V179L92 180H90ZM131 181V180H130ZM134 181V180H133ZM145 181V180H144ZM167 181V180H166ZM188 181V183H190V185H188L187 186V182ZM206 181H208V180H206ZM219 181V180H218ZM226 181V180H225ZM1 182V181H0ZM65 182V181H64ZM64 182H62V184L64 183ZM173 182V181H172ZM171 182V183H172ZM179 182H181V183H179ZM195 182V181H194ZM199 182H198V184H199ZM216 182V181H215ZM214 182V183H215ZM227 182V181H226ZM6 183V182H5ZM48 183V182H47ZM66 183V182H65ZM77 183V182H76ZM135 183V182H134ZM133 183V184H134ZM138 183V182H137ZM155 183V182H154ZM211 183V182H210ZM218 183V182H217ZM1 184V183H0ZM53 184V183H52ZM52 184H49V185H52ZM62 184L60 185V186H62ZM72 184V183H71ZM79 184V183H78ZM150 184V183H149ZM175 184V183H174ZM196 185H197V183H195ZM202 184V183H201ZM204 184H205V182H204ZM222 184H224V183H222ZM2 185L4 186V184L2 183ZM1 185V186H2ZM24 185V184H23ZM48 185V184H47ZM83 185V184H82ZM86 185V184H85ZM103 185V184H102ZM101 185V186H102ZM135 185V184H134ZM146 185H147V181H146ZM161 185V184H160ZM158 186V187H160L159 188V190L157 189L156 191H157V195H156V192H153V194H151V195H149L150 197H148V196H145L144 195V193H140L139 195H138V199L140 200V204H141V207L138 209V212L136 211L135 212V215L134 216H132L134 219V222H133V224H132V226L134 227V233L136 234V235H138V237L140 238V242H139V244L141 245V246H143V245H145L146 243H145V237H146V239L149 237L148 235H151V237L154 239V240H156V241H160V240H163L162 238H163V231H162V228H159L158 227V225H157V222H161L159 219H162V218H158L159 217V214L161 213V212H164L165 210H166V205L167 204H165V202H163L162 201V203H161V201H158L156 198L155 199H153L154 197H157L158 195L160 196H163V195H165L166 193L168 194V191H167V187H166V184L165 183H163L162 184V186ZM171 185V184H170ZM173 185V184H172ZM171 185V187L172 188H170L169 190H171V192L174 190V186H172ZM220 185V184H219ZM231 185V184H230ZM8 185H6V187H7ZM9 186H11V185H9ZM38 186V185H37ZM84 186V185H83ZM94 186V185H93ZM97 186V185H96ZM104 186V185H103ZM217 186V185H216ZM5 187V186H4ZM12 187V186H11ZM42 187H43V185H42ZM58 187H59V185H58ZM67 187H69V186H66V188ZM71 187V186H70ZM79 187V185H76V184H72V189L74 190V188L75 189H77ZM149 187H150V185H149ZM154 187H155V185H154ZM157 187V188H158ZM175 187H177V186H175ZM182 187V188H183ZM201 187V186H200ZM14 188V187H13ZM39 188V187H38ZM52 188V187H51ZM54 188V187H53ZM60 188V187H59ZM133 189H134V187H132ZM140 188V187H139ZM146 188H148V187H146ZM151 188H153V187H151ZM156 188V187H155ZM205 189H206V187H204ZM8 189V188H7ZM49 189V188H48ZM47 189V190H48ZM55 189H56V187H55ZM62 188H60V190H61ZM70 189V188H69ZM84 188H82V190H83ZM137 189H138V187H137ZM143 189V188H142ZM202 189V188H201ZM205 189H203V190H205ZM215 189V188H214ZM221 189V188H220ZM40 190H41V188H40ZM53 190V189H52ZM72 190V191H73ZM139 190V189H138ZM141 190V189H140ZM176 190V189H175ZM223 190V189H222ZM12 191V190H11ZM43 191H45V190H43ZM55 191V190H54ZM77 191H78V189H77ZM84 191V190H83ZM94 191V190H93ZM98 191V190H97ZM97 191H95L94 193H96ZM154 191H155V189H154ZM41 192V191H40ZM39 192V193H40ZM67 192H69V190L67 191ZM99 192H101V191H99ZM99 192H97V193H99ZM136 192V191H135ZM142 192V191H141ZM182 192V191H181ZM205 192V191H204ZM70 193V192H69ZM68 193V194H69ZM72 193V192H71ZM93 193V192H92ZM96 193V194H97ZM154 193H155V196H153L154 195ZM187 193V192H186ZM195 193V192H194ZM208 193V192H207ZM54 194H57L56 192H54ZM61 194V193H60ZM66 194V193H65ZM67 194V195H68ZM77 194V193H76ZM84 194V193H83ZM86 194V193H85ZM96 194H94L95 196H97ZM137 194H138V192H137ZM169 194H170V191H169ZM181 194H183V193H181ZM189 194V193H188ZM197 194V193H196ZM202 194V193H201ZM0 195H1V193H0ZM17 195V194H16ZM43 195V194H42ZM53 195V194H52ZM73 195V194H72ZM77 195H79V192H78V194ZM76 195V196H77ZM141 195H142V197L145 199V200H142L141 201ZM1 196H4V194L3 195H1ZM0 196V197H1ZM41 196V195H40ZM45 196H47V193H46V195H44L43 197H45ZM68 196H70V194L68 195ZM74 196V195H73ZM72 196V198H74ZM75 196V197H76ZM81 196V195H80ZM153 196V197H152ZM158 196V197H159ZM160 196V197H161ZM194 196V195H193ZM209 196V195H208ZM218 196V195H217ZM5 197V196H4ZM3 197V198H4ZM64 197V196H63ZM62 197V198H63ZM100 197V198H99ZM171 197V196H170ZM47 198V197H46ZM81 198H83V197H81ZM85 198V197H84ZM192 198V197H191ZM195 198V197H194ZM198 198H202V197H198ZM209 198V197H208ZM2 199V197L0 198V200ZM38 199V200H39ZM56 199V198H55ZM75 199V198H74ZM79 199V198H78ZM161 199V198H160ZM36 201H37V199H35ZM71 200V199H70ZM82 200V199H81ZM205 200H206V197H205ZM132 200H131V197H130V194H128L127 195V203H129L128 205L130 206V202H131ZM173 201V200H172ZM185 201V200H184ZM198 201H201V200H198ZM160 202V203H159ZM181 202V201H180ZM202 203H203V198H202V201H201ZM211 202V201H210ZM213 202H214V200H213ZM2 203V205H3V202H1ZM45 203V204H44ZM201 203V204H202ZM215 203V202H214ZM213 203V204H214ZM20 204V203H19ZM139 204V203H138ZM184 204V203H183ZM207 204H208V202H207ZM211 204V203H210ZM175 205V204H174ZM177 205H179V204H177ZM204 205V204H203ZM209 205V204H208ZM4 206V205H3ZM17 206V205H16ZM70 208V209H72L73 211H70V213H72L73 212V214L76 216V214L78 213V211H79V209H80V211L82 212V211H84V214H85V212H86V214H88V217L86 218L87 220L85 221V220H82L81 218H75V216H73L75 219H72V218H70V219H72L70 222H69V224L68 225H66L65 227H61L62 225H60V224H62V223H60L59 225L56 223V226H53L52 225V221L54 220H56L57 218V214H59V212H58V210H60L61 208L63 209V208ZM176 206V205H175ZM190 206V205H189ZM188 206V207H189ZM192 206H193V204H192ZM206 206V205H205ZM215 206V205H214ZM220 206V205H219ZM138 207V206H137ZM188 207H187V209H188ZM0 208H2V207H0ZM145 208V209H144ZM190 210H191V206H190V208H189ZM211 209V208H210ZM216 209V208H215ZM77 210V211H76ZM121 210V209H120ZM145 210H147V211H145ZM1 211V210H0ZM65 211V210H64ZM68 210H66V212H67ZM74 211H76V214H75V212ZM80 211H79V213H80ZM62 212V211H61ZM145 212H148V214L147 213H145ZM198 212V211H197ZM219 212V211H218ZM32 214H31V216H32ZM85 214V215H86ZM19 215V214H18ZM66 215V214H65ZM64 214H62V217L61 218H63L64 216H65ZM68 215H70V214H68ZM78 215V214H77ZM80 215H81V213H80ZM85 215H83V217H84V219H85ZM7 216V215H6ZM30 216V215H29ZM30 216V217H31ZM71 216V215H70ZM87 216V215H86ZM181 216V215H180ZM81 217V216H80ZM7 218V217H6ZM9 218H11V217H9ZM59 218V217H58ZM108 218V219H107ZM156 218H158V221L157 222H154V220H156ZM64 219H66V217H64ZM68 219V218H67ZM119 219V218H118ZM164 219V218H163ZM14 220H16V223H17V220H18V218H16V219H14ZM59 220V219H58ZM63 220V219H62ZM4 221V220H3ZM6 221V220H5ZM60 222H61V220H59ZM184 221V220H183ZM191 221V220H190ZM12 222V221H11ZM14 222V221H13ZM55 222H57V221H55ZM55 222H53V224L55 223ZM6 223V222H5ZM9 223V222H8ZM19 223V222H18ZM156 223V224H155ZM185 223H187V222H185ZM204 223V222H203ZM11 224V223H10ZM157 225V226H154V225ZM169 224H170V227L171 228H173V226H174V223H173V221H169ZM207 224V223H206ZM5 225V224H4ZM12 225H14V224H12ZM189 225V224H188ZM192 225V224H191ZM6 227H7V224L5 225ZM10 226V225H9ZM19 226V225H18ZM24 226H26V225H24ZM160 226V225H159ZM204 226V225H203ZM190 227V226H189ZM192 228H193V225L191 226ZM8 228V227H7ZM6 229V228H5ZM19 229V228H18ZM98 229V228H97ZM29 230V231H30ZM212 230V229H211ZM8 231V230H7ZM13 231V230H12ZM119 231V230H118ZM138 233H136V232ZM14 232V231H13ZM12 232V233H13ZM21 232V231H20ZM27 232H28V230H27ZM109 232H111L110 230H109ZM115 232V231H114ZM113 231H112V237H111V239L113 238V239H116L115 238V236L118 234V232L115 234ZM5 233V230L4 229H2V225H0V239H1V236H2V234H4ZM114 233V234H113ZM120 233V232H119ZM185 233V232H184ZM13 234H15V232L13 233ZM25 234H26V232H25ZM29 234V233H28ZM6 235V234H5ZM10 235V234H9ZM23 235H24V232H23ZM27 235V234H26ZM66 235H68V236H72V238H71V240L69 239V241H68V239H66ZM74 235H76L77 237H75ZM96 235V234H95ZM165 235V234H164ZM28 236H31L30 234L28 235ZM67 236V237H68ZM97 236V235H96ZM148 236V237H147ZM177 236V235H176ZM212 236V235H211ZM9 237V236H8ZM13 237V236H12ZM105 237V236H104ZM180 237V236H179ZM19 238V237H18ZM69 238V237H68ZM98 238H100V237H98ZM97 238V239H98ZM150 238V237H149ZM178 238V237H177ZM191 238V237H190ZM207 238V237H206ZM15 239V238H14ZM13 239V240H14ZM26 239V238H25ZM29 239V238H28ZM102 240V239H101ZM117 240V239H116ZM115 240V241H116ZM205 240V239H204ZM98 241H99V239H98ZM109 241H110V239H109ZM112 241H114V240H112ZM206 242L205 243H209V242H207V240H205ZM22 242V241H21ZM2 243H4V241H0V250H4L5 251V255H7L6 253H8L7 251H9L8 250V248H6V247H4L3 245H2ZM15 243V242H14ZM23 243H26V242H23ZM37 243V242H36ZM159 243V242H158ZM7 244V243H6ZM22 244V243H21ZM27 244V243H26ZM78 244V243H77ZM183 245V247H181V252H179L178 253V255L176 254V253H174V252H172V251H163V250H161L158 246H156V250L157 251H159L161 254H162V256H163V260H164V263L165 264H172L173 262H175L176 261V259H181L182 260V263L183 264H191V262H195V264H197V262H196V259H195V256H192L193 254L192 253H194V251H193V245H195L194 243L193 244H191V246L189 247H187V245H189L188 243H182ZM184 244H187V245H184ZM9 245V244H8ZM14 245V244H13ZM37 245V244H36ZM41 245V244H40ZM75 245V246H74ZM86 245V246H85ZM87 245H88V247H87ZM212 245V244H211ZM210 245V247H212ZM20 246V245H19ZM23 246V245H22ZM21 246V247H22ZM25 246V245H24ZM80 247H81V245H79ZM117 246L118 247H116V255H113V254H111V253H109L108 254V256L106 257V254L107 253H105L104 255V258L106 257V259H105V261H106V263L105 264H122V262H121V256H120V254H121V252L123 251V249H122V245L120 244V243H118L117 244ZM200 246V245H199ZM204 246V245H203ZM8 247H10L11 248V246H8ZM13 247V246H12ZM29 247V246H28ZM32 247L33 246H31V247H29V248H31L32 249ZM40 247V248H41ZM210 247H209V244H206L205 245V247H204V249H205V252L207 251V249L209 248L210 249ZM217 247V246H216ZM37 248H38V246H37ZM200 248V247H199ZM213 248V247H212ZM14 249H15V247H14ZM17 249H19V248H17ZM201 249H202V247H201ZM200 249V250H201ZM215 249V248H214ZM11 250H12V248H11ZM21 250H22V248H21ZM29 250V249H28ZM15 251H19V250H16L15 249ZM112 251V250H111ZM204 251V250H203ZM227 251V250H226ZM12 252V251H11ZM22 252V251H21ZM39 252V251H38ZM95 252V251H94ZM205 252H203V253H205ZM4 253V252H3ZM3 253H1V254H3ZM15 253V252H14ZM26 253V252H25ZM30 253V254H31ZM72 253V254H71ZM97 253H98V251H97ZM198 253V252H197ZM0 254V255H1ZM11 254V253H10ZM16 254V253H15ZM75 254V253H74ZM73 254V255H74ZM4 255V254H3ZM23 255V254H22ZM90 255V254H89ZM122 255V254H121ZM196 255V254H195ZM8 256H9V254H8ZM25 256V255H24ZM91 256V255H90ZM10 257V256H9ZM32 257V256H31ZM32 257V258H33ZM71 257H75V256H71ZM70 257V258H71ZM76 257H77V255H76ZM179 257V258H178ZM11 258V257H10ZM10 258H6V256H4V257H1L0 256V264H11L9 261V259ZM27 258V257H26ZM31 258V259H32ZM69 258V257H68ZM69 258V259H70ZM97 258V256L95 257V259ZM99 258V257H98ZM97 258V259H98ZM17 259H19V258H17ZM21 259V258H20ZM25 259V258H24ZM39 259V260H38ZM86 259V258H85ZM87 259H89V258H87ZM86 259V260H87ZM94 259V258H93ZM93 260V261H95L97 264L98 263H100V258H99V260ZM13 260H15L14 259V255H13ZM19 261V260H18ZM22 262H23V260H21ZM71 261V260H70ZM69 261V262H70ZM74 260H72L70 263H76L77 261H78V259L77 258H75V261L73 262ZM88 261V260H87ZM92 261V262H93ZM17 263V262H16ZM15 263V264H16ZM19 263V262H18ZM21 263V262H20ZM31 263V262H30ZM95 263V264H96ZM181 263V264H182ZM200 263V262H199ZM202 263V262H201ZM24 264V263H23ZM77 264V263H76Z\"/></svg>",
  "mask_w": 264,
  "mask_h": 264
}]
</instances>
